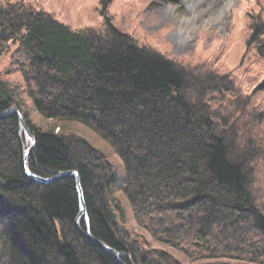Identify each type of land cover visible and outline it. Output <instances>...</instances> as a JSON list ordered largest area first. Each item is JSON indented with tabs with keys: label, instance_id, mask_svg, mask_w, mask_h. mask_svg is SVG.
Segmentation results:
<instances>
[{
	"label": "trees",
	"instance_id": "16d2710c",
	"mask_svg": "<svg viewBox=\"0 0 264 264\" xmlns=\"http://www.w3.org/2000/svg\"><path fill=\"white\" fill-rule=\"evenodd\" d=\"M247 20L245 56L264 62V8ZM11 48L9 69L0 70V113L13 104L24 113L36 137L34 173L79 172L95 237L134 264H184L131 233L121 190L138 225L191 264H264V181L255 166L264 160L256 129L264 110L232 71L141 45L108 16L73 29L22 0L0 3V53ZM14 71L40 115L80 122L106 139L124 178L85 138L35 123L6 77ZM23 143L18 118H0V264H119L75 226L73 177H26Z\"/></svg>",
	"mask_w": 264,
	"mask_h": 264
},
{
	"label": "rangeland",
	"instance_id": "374dc122",
	"mask_svg": "<svg viewBox=\"0 0 264 264\" xmlns=\"http://www.w3.org/2000/svg\"><path fill=\"white\" fill-rule=\"evenodd\" d=\"M6 1L16 0H0V3ZM22 1L53 13L60 22L73 29L99 26L105 16H108L118 28L131 34L141 45L157 49L182 62L197 65L206 63L217 67L220 72L232 71L242 90L251 93L253 107L264 110V90H259L264 80V62L250 55L245 56L248 14L264 8V0H235L227 17H217L216 7L210 5L215 0L199 4L195 11L188 7L186 0H109L106 7L103 0ZM194 12H199L195 18ZM179 35L181 36L177 40L176 36ZM13 49L0 53V70L9 69ZM6 77L20 88L21 99L27 104L35 123L44 129L54 128L59 131V127L63 132L75 133L85 138L108 156L118 178H124L123 161L113 146L98 132L77 121L45 118L33 107L21 73L14 71ZM252 116L253 114L244 115L242 124ZM256 129L263 137L264 123ZM23 140L26 144L24 137ZM255 166L258 170L257 180L262 183L264 160ZM116 193L125 208V225L131 233L147 239L151 247L167 249L184 264H191L184 254L156 241L149 232L141 228L125 194L121 190Z\"/></svg>",
	"mask_w": 264,
	"mask_h": 264
},
{
	"label": "water",
	"instance_id": "95a60500",
	"mask_svg": "<svg viewBox=\"0 0 264 264\" xmlns=\"http://www.w3.org/2000/svg\"><path fill=\"white\" fill-rule=\"evenodd\" d=\"M7 116H16L19 121V132L26 140V144L23 143V168L25 175L28 179H31L38 183L48 184L58 179H61L65 176H71L75 179L76 191L78 195L79 210L75 218V226L80 231V233L89 239L91 242L99 246L111 257L114 258L119 264H134L130 255L126 254L123 251H119L114 247L108 245L106 242L98 239L92 234L90 227V218L87 210V204L85 199V193L81 182L80 174L77 170H67L60 171L51 176H41L34 173L29 166V156L32 154L36 146V137L30 128L24 113L18 107V105L13 104L9 109L0 113V118ZM0 183H4L0 179ZM84 222V227H82L81 222Z\"/></svg>",
	"mask_w": 264,
	"mask_h": 264
},
{
	"label": "bare ground",
	"instance_id": "6f19581e",
	"mask_svg": "<svg viewBox=\"0 0 264 264\" xmlns=\"http://www.w3.org/2000/svg\"><path fill=\"white\" fill-rule=\"evenodd\" d=\"M235 0H215L213 3H210V5L216 7L215 9V14L217 17L222 16V17H227L229 15V12L231 10V7L233 6ZM186 4L188 5L189 8L192 10L197 8V6L201 3L208 2V0H186ZM199 12H194L193 18L198 16ZM181 35L176 36L177 40H179Z\"/></svg>",
	"mask_w": 264,
	"mask_h": 264
}]
</instances>
